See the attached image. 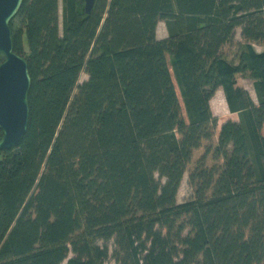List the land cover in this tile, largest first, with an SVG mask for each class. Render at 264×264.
<instances>
[{
	"label": "trees",
	"instance_id": "obj_1",
	"mask_svg": "<svg viewBox=\"0 0 264 264\" xmlns=\"http://www.w3.org/2000/svg\"><path fill=\"white\" fill-rule=\"evenodd\" d=\"M10 27L32 84L0 151V264H105L111 241L116 264H264V0H24ZM219 88L237 119L179 203Z\"/></svg>",
	"mask_w": 264,
	"mask_h": 264
},
{
	"label": "water",
	"instance_id": "obj_2",
	"mask_svg": "<svg viewBox=\"0 0 264 264\" xmlns=\"http://www.w3.org/2000/svg\"><path fill=\"white\" fill-rule=\"evenodd\" d=\"M24 0H0V151L18 146L27 133L30 117L28 95L32 78L27 60L14 51L11 21ZM96 0H85L90 13Z\"/></svg>",
	"mask_w": 264,
	"mask_h": 264
},
{
	"label": "rangeland",
	"instance_id": "obj_3",
	"mask_svg": "<svg viewBox=\"0 0 264 264\" xmlns=\"http://www.w3.org/2000/svg\"><path fill=\"white\" fill-rule=\"evenodd\" d=\"M167 36H168V33H167L166 23L162 21L158 25L157 37L159 39H162V38H166ZM241 42H243L242 37H241V29H238L234 43L227 45L224 49L226 55L230 59L235 58L237 51L239 50V44ZM255 47L259 52L264 50V46L262 45H256ZM235 61L238 62V59H236ZM88 78H89L88 74L86 72H83L80 77V83H83ZM237 79H238V85L246 88L250 92L251 96L254 99H257L256 92H255L254 85H253V80L248 77L243 76L242 74H238ZM211 106H212V111H213L214 116L218 119V126L215 130L213 139L211 141H204L201 147H199L198 149L194 151L191 163L188 165L187 172L184 176V179L182 181L181 187L178 192V202L179 203H182L191 198L193 194V187L191 186L190 181H189V172L195 168L199 159L207 153L208 147H215L217 145L219 129L222 123L230 118L237 119V115L232 114L228 108L225 93L222 88H219L216 94L214 95V97L212 98ZM206 163L209 167H212L218 164L222 165L223 160L222 159L216 160L213 156V152H211L208 154ZM76 236L78 238L80 237V234H77ZM96 243L98 245H101L102 247L105 246L106 244L102 240L100 241L98 240V242ZM108 245H109L110 253H109L108 259L105 261V264H116L114 256H112L115 246L113 245L112 241L109 242ZM72 256H74V253L70 254V257Z\"/></svg>",
	"mask_w": 264,
	"mask_h": 264
}]
</instances>
